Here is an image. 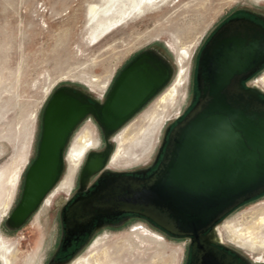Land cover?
Masks as SVG:
<instances>
[{
	"label": "rangeland",
	"instance_id": "374dc122",
	"mask_svg": "<svg viewBox=\"0 0 264 264\" xmlns=\"http://www.w3.org/2000/svg\"><path fill=\"white\" fill-rule=\"evenodd\" d=\"M96 1L100 2L0 0V168L7 169V174L12 169L19 172L7 214L3 216L0 210V234L18 242L23 240V232L30 235L28 240L32 243L23 247L26 249L24 253L36 248L37 256L41 255L38 242L54 224L53 201L41 211L39 207L24 228L14 235L15 238L5 232L7 218L21 191L26 170L37 155L44 108L56 89L70 88L93 99H101L127 63L142 52H150L171 69L170 79L152 101L154 103L177 75L178 47L188 46L187 73L179 88L178 99L162 112L163 121L153 130L146 155L128 167H116L129 170L145 165L150 169L166 143V127L190 105L193 92L188 84L195 57L210 30L221 16L232 11L247 9L264 15V0H163L134 10L113 31L97 37L87 23L88 5ZM259 76L264 78V71ZM170 115L173 116L170 118ZM86 125H90L95 138L100 139L99 127L89 114L69 137L58 182L65 172L69 144ZM105 165L111 168L109 160ZM81 166L72 189L63 191V204L73 192ZM60 195L61 192L55 197L57 202ZM260 216H264V196L239 206L219 223L223 239L239 244V240L223 228L225 223L263 235L264 222L259 221ZM100 237L103 243L114 241L117 244L115 264L185 263L187 240L164 232L150 221L131 219L122 229L103 231ZM243 251L254 260L257 252L264 256V251L259 249L250 252L243 247ZM25 255L19 264H32V259Z\"/></svg>",
	"mask_w": 264,
	"mask_h": 264
},
{
	"label": "water",
	"instance_id": "95a60500",
	"mask_svg": "<svg viewBox=\"0 0 264 264\" xmlns=\"http://www.w3.org/2000/svg\"><path fill=\"white\" fill-rule=\"evenodd\" d=\"M239 40L213 46L220 51L212 55L216 59L207 67L204 89L170 132L158 168L146 185L134 181L123 194L131 201L126 211L141 212L173 236L203 231L264 191V92L241 83L251 72L244 67L248 51ZM170 75L167 64L142 52L120 72L103 104L70 88L56 89L44 108L37 155L7 225L25 223L57 184L69 137L87 115H94L107 138ZM108 157L109 151L92 154L82 176L101 169Z\"/></svg>",
	"mask_w": 264,
	"mask_h": 264
},
{
	"label": "flooded vegetation",
	"instance_id": "af4514ba",
	"mask_svg": "<svg viewBox=\"0 0 264 264\" xmlns=\"http://www.w3.org/2000/svg\"><path fill=\"white\" fill-rule=\"evenodd\" d=\"M236 36L240 37L239 43H242L246 47V51H248L243 60L244 67L251 72L244 79H242V85L245 87H253L256 82H260L262 80L263 77L259 76V74L264 71V15L251 10L243 9L232 11L224 16H221L206 36V39L200 46L195 57L193 72L188 84V88L193 92L191 93L192 97L190 105L183 113L178 114L177 119L170 126L166 127V140L168 139V136L174 126L195 105L201 91L204 89V84L208 75L207 67L210 65L211 60L216 59V57H212V55L220 51V48L213 50V46H216V44L221 42H228ZM228 51H230V48H228ZM124 67L119 71L115 79L110 84L106 96L101 99H94L95 101L100 104L105 102L107 95L115 86L116 79ZM160 91L161 89L138 111H136L129 118V120H135L141 114L149 111L150 109L152 110L151 106L154 105L157 100L154 103H152V101L156 98ZM90 115L99 127L100 139L98 141V139L95 138L94 129L90 125H86L81 130L82 132L83 130L90 129L92 137L95 140V146L89 148L83 157L81 162L82 166L80 164L81 169L77 177V182L73 187V192H71V195L63 204V191L68 192L72 189V186L70 189H63L62 183L68 167V152L80 131L76 133L75 137H73L74 140L72 139L69 144L66 153V167L63 177L49 192L44 201L29 216L30 219L39 207V211H41L42 209L49 207L51 202L54 201L55 205L53 203L52 206L54 212V224L51 225L46 236L42 237V239L38 242L40 243L39 250L41 251V255L37 256L38 250L36 248L30 253H24L26 252V249L23 247L30 246L32 243L28 240L30 235L25 232H23V240L20 242L16 239H9L0 234V238L9 246V250L6 253L5 258L0 255V264H19V261L23 258L24 254L32 259V264H77L79 260L84 259H89L91 261L84 264H96V262H93L92 260L93 256H97L99 260L102 259L101 251L104 249H107L115 262L117 253L115 246H117V244L114 241H107L106 243H103V238H98L99 234L103 231L120 230L127 226L131 219H139L142 222L150 221L141 212H133L131 210L126 211L125 207L127 204H131V201L127 203L125 200L126 197H123V194L127 192L125 190L126 186L134 181H138L143 185H146L149 177L158 168L163 158L167 142L164 144L163 150L161 151L158 159L153 163V166L150 169H148L145 165L129 170L116 168L111 166L110 163L111 156L116 148V134L132 120L125 124L121 129L119 128L120 130L116 134L114 132L105 138L100 124L97 122L94 115ZM173 115H170V118ZM114 134L115 136L113 137ZM113 142L115 143V148ZM98 146L100 147L99 149H97ZM105 151L106 153L109 151L110 158L108 157L106 162L109 160V166L111 168L104 165L98 171L82 176L83 168L89 157L92 154L103 153ZM22 188L12 210L21 198ZM60 192V199L57 202L55 197ZM262 196H264V191L249 201ZM249 201H246L241 205ZM8 210L3 212V216L7 214ZM227 215H225L216 224L203 231H196L191 235L176 236L187 240L186 258L184 264H264L263 254H259L257 251L246 248L243 245V241L240 239H237L239 240V244L233 242L232 240L223 239V232L219 223ZM192 218V216H188L189 220ZM29 219H27V221ZM26 222L18 228H12L8 225L5 228L6 234L15 238L14 235L19 229L24 228ZM157 227L160 228L159 226ZM160 229L163 230L162 228ZM163 231L166 232L165 230ZM88 246H90L91 249L88 253H86ZM243 247L250 252H257L255 260L249 258L247 254H244Z\"/></svg>",
	"mask_w": 264,
	"mask_h": 264
},
{
	"label": "bare ground",
	"instance_id": "6f19581e",
	"mask_svg": "<svg viewBox=\"0 0 264 264\" xmlns=\"http://www.w3.org/2000/svg\"><path fill=\"white\" fill-rule=\"evenodd\" d=\"M163 0H100V2H91L88 5V21L89 29L97 35L111 32L118 25L127 19L134 11L140 10L150 5L158 4ZM98 2V3H97ZM135 12V11H134ZM105 34V35H106ZM190 57L189 47H178L176 62L178 71L175 79L169 87L162 93L157 102L152 105V110L141 114L135 120H132L124 126L116 134V148L111 156L110 163L115 167H128L136 162H139L144 157L149 149L151 142V134L153 130L163 120L162 112L169 105H174L178 99L179 88L183 84V80L187 73L186 63ZM95 79V78H94ZM261 79V78H260ZM255 88L264 92V78L258 83H255ZM75 137V136H74ZM74 140V139H73ZM95 146V140L91 135L90 129L83 130L77 134L69 152H68V167L66 175L63 179V187H71L80 164L86 151ZM10 169V168H9ZM19 172L12 169L7 174V169L0 168V210L3 213L10 205L11 191L16 188ZM260 222H264V216H260ZM223 228L233 235L236 239L243 241V245L250 250L264 251V234L252 230H239L232 224H224ZM256 229V228H253ZM98 244V243H96ZM241 244V243H240ZM117 250V246H115ZM9 246L0 238V255L5 258ZM102 259L93 256V262L96 264H115L111 254L104 249L101 251ZM91 262L87 260H79L77 264Z\"/></svg>",
	"mask_w": 264,
	"mask_h": 264
}]
</instances>
